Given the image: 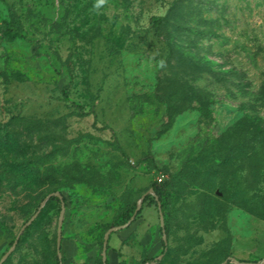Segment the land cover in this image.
<instances>
[{
	"label": "rangeland",
	"instance_id": "obj_1",
	"mask_svg": "<svg viewBox=\"0 0 264 264\" xmlns=\"http://www.w3.org/2000/svg\"><path fill=\"white\" fill-rule=\"evenodd\" d=\"M58 234L61 264H264V0H0V264Z\"/></svg>",
	"mask_w": 264,
	"mask_h": 264
},
{
	"label": "trees",
	"instance_id": "obj_2",
	"mask_svg": "<svg viewBox=\"0 0 264 264\" xmlns=\"http://www.w3.org/2000/svg\"><path fill=\"white\" fill-rule=\"evenodd\" d=\"M165 185H166V179L163 180L162 182H155L152 185L151 189H152L153 193L155 194V196L157 197L158 200H161L162 194H163L164 189H165ZM134 213H135V206L134 205L123 208L118 213V215L114 218L113 222L111 223V226L116 225V224H121L123 221L128 220ZM56 262L58 264L60 263L58 256H56Z\"/></svg>",
	"mask_w": 264,
	"mask_h": 264
},
{
	"label": "water",
	"instance_id": "obj_3",
	"mask_svg": "<svg viewBox=\"0 0 264 264\" xmlns=\"http://www.w3.org/2000/svg\"><path fill=\"white\" fill-rule=\"evenodd\" d=\"M152 191V189H150ZM144 197V195L142 196V198ZM157 199V198H156ZM160 208V205L158 203V209ZM28 223L25 224V226L27 225ZM24 226V227H25ZM20 233L17 235V237L15 238L13 244H15L18 240V237H19ZM107 239H108V235L105 236V243L107 242ZM10 252H11V248L8 249V251L2 256L1 260H0V263H2L9 255H10ZM57 255L58 257H60V252H59V234L57 236ZM105 255V253H104ZM61 264V262L59 263Z\"/></svg>",
	"mask_w": 264,
	"mask_h": 264
},
{
	"label": "built area",
	"instance_id": "obj_4",
	"mask_svg": "<svg viewBox=\"0 0 264 264\" xmlns=\"http://www.w3.org/2000/svg\"><path fill=\"white\" fill-rule=\"evenodd\" d=\"M165 176L163 174H161L158 178H157V182H162L164 180Z\"/></svg>",
	"mask_w": 264,
	"mask_h": 264
}]
</instances>
